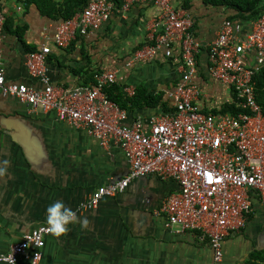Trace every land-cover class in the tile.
<instances>
[{"label": "crops", "instance_id": "0c3cea01", "mask_svg": "<svg viewBox=\"0 0 264 264\" xmlns=\"http://www.w3.org/2000/svg\"><path fill=\"white\" fill-rule=\"evenodd\" d=\"M54 1L63 6L66 0ZM172 4L192 17L196 38L202 42L193 78L200 88L199 105L206 112H220L231 93L210 74L208 50L233 11L205 0H173ZM52 10L37 0H0L7 21L0 40V67L8 81L42 88L29 73L26 59L46 44L51 48L48 74L57 88L92 86L100 71L115 70L116 82L128 96L140 86L161 96L157 106L128 104L125 125L140 119L148 129L153 116L175 112L171 93L182 77L180 43L172 57L160 51L152 58L134 59L136 51L151 44L160 30L155 26L159 15L153 4L117 0L110 18L98 30L78 35L66 47L54 41L64 19ZM27 154L37 157L36 163L29 162ZM0 169L5 170L0 174V254L7 253L28 231L48 224V206L63 201L76 212L78 221L68 224V231L59 236H47L40 264L213 263L208 242L193 232L168 230L155 214L162 200L179 190L175 180L140 177L124 192L104 196L96 208L81 210L80 204L96 188L129 173L121 146L112 143L105 148L86 129L59 120L54 111H32L17 98L2 94ZM252 202L245 228L224 239L222 264H247L254 253L264 254V201L253 193ZM85 218L87 228L79 222ZM17 264L29 262L21 259Z\"/></svg>", "mask_w": 264, "mask_h": 264}, {"label": "built area", "instance_id": "2783aa9c", "mask_svg": "<svg viewBox=\"0 0 264 264\" xmlns=\"http://www.w3.org/2000/svg\"><path fill=\"white\" fill-rule=\"evenodd\" d=\"M134 1L156 7L155 26L160 29L151 44L136 51L134 59L152 58L160 51L172 57L175 45H181L182 77L171 93L175 112L153 116L148 129L140 119L125 125L127 111L105 92L116 82V71L99 72L92 86L57 88L48 74L51 48L46 44L26 59L29 73L43 87L10 82L0 67V94L17 98L32 111H54L59 120L86 129L105 148L112 143L121 146L129 173L96 188L80 204L81 210L96 208L104 196L124 192L140 177L175 180L179 190L162 200L156 216L168 230L193 232L208 242L213 249L212 264H222L224 239L247 225L252 194L264 201V112L257 101L254 79L264 66V15L252 22L225 18L209 44V72L230 89L228 103L239 109L215 113L201 109L200 88L193 82L202 42L196 38L192 17L175 8L173 0ZM114 9L113 0H89L78 15L60 23L55 43L66 47L78 35L98 30ZM4 24L0 11V40ZM49 228L48 223L28 231L7 253L0 254V262L8 263L5 258L13 256L15 264L21 259L40 264Z\"/></svg>", "mask_w": 264, "mask_h": 264}, {"label": "trees", "instance_id": "16d2710c", "mask_svg": "<svg viewBox=\"0 0 264 264\" xmlns=\"http://www.w3.org/2000/svg\"><path fill=\"white\" fill-rule=\"evenodd\" d=\"M28 3L32 0H27ZM41 4H47L54 10V16L61 17L64 20L73 18L78 12L88 5L89 0H66L63 6L56 5L54 0H37ZM117 2V0H113ZM214 5H223L233 11L227 18L233 21L252 22L264 15V0H205ZM7 23V21L5 22ZM194 29V28H193ZM101 72V71H100ZM257 101L262 106L264 112V66L255 76ZM108 97L123 109L129 108L131 105L157 106L161 104V96L155 95L148 89L140 86L136 88L133 96H128L123 92L121 86L115 82L105 88ZM239 109L234 103H226L220 110L221 112H236ZM168 111V110H166ZM216 112V111H215ZM261 261V262H259ZM247 264H264V254L256 252L252 255V259Z\"/></svg>", "mask_w": 264, "mask_h": 264}, {"label": "clouds", "instance_id": "9594fccd", "mask_svg": "<svg viewBox=\"0 0 264 264\" xmlns=\"http://www.w3.org/2000/svg\"><path fill=\"white\" fill-rule=\"evenodd\" d=\"M5 170L0 169V174H3ZM48 223L50 228L48 231L59 236L68 231L67 225L70 223H75L78 221L76 213L67 207L63 201H56L48 206ZM81 226L84 228L88 227L89 221L85 218L82 221H79ZM8 261V264H15L13 256H8L5 258Z\"/></svg>", "mask_w": 264, "mask_h": 264}, {"label": "water", "instance_id": "95a60500", "mask_svg": "<svg viewBox=\"0 0 264 264\" xmlns=\"http://www.w3.org/2000/svg\"><path fill=\"white\" fill-rule=\"evenodd\" d=\"M32 137L34 138L33 135H32ZM34 139L37 141L38 146L41 147L39 140L37 138H34ZM27 158H28L29 162H31L32 164L36 163V159H38L37 157H30L28 154H27Z\"/></svg>", "mask_w": 264, "mask_h": 264}]
</instances>
